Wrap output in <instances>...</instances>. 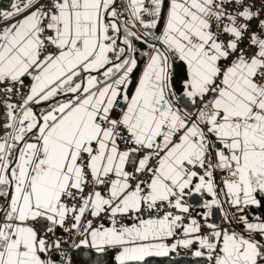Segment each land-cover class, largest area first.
I'll use <instances>...</instances> for the list:
<instances>
[{
    "label": "snow or ice",
    "instance_id": "1",
    "mask_svg": "<svg viewBox=\"0 0 264 264\" xmlns=\"http://www.w3.org/2000/svg\"><path fill=\"white\" fill-rule=\"evenodd\" d=\"M0 264H264V0H0Z\"/></svg>",
    "mask_w": 264,
    "mask_h": 264
}]
</instances>
